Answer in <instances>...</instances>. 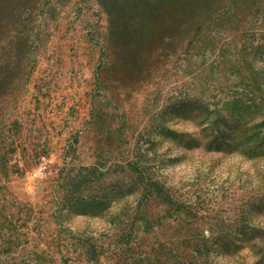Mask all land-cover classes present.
Here are the masks:
<instances>
[{"label": "rangeland", "instance_id": "1", "mask_svg": "<svg viewBox=\"0 0 264 264\" xmlns=\"http://www.w3.org/2000/svg\"><path fill=\"white\" fill-rule=\"evenodd\" d=\"M0 264H264V0H0Z\"/></svg>", "mask_w": 264, "mask_h": 264}]
</instances>
